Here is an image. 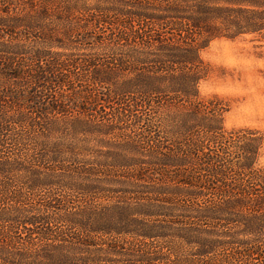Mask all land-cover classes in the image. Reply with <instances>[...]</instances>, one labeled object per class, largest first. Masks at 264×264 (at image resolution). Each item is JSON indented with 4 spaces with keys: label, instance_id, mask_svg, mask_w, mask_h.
I'll return each instance as SVG.
<instances>
[{
    "label": "rangeland",
    "instance_id": "obj_1",
    "mask_svg": "<svg viewBox=\"0 0 264 264\" xmlns=\"http://www.w3.org/2000/svg\"><path fill=\"white\" fill-rule=\"evenodd\" d=\"M255 1L0 0V69L10 70L0 77L37 76L36 87L13 80L20 103H0V259L7 243L9 264H236L231 242L249 239L239 222L249 213L237 192L221 197L203 168L184 166L177 146L209 123L227 139L252 132L264 174V41L223 34L229 9ZM192 53L197 101L213 114L178 94L144 105V88L183 71L156 72V60Z\"/></svg>",
    "mask_w": 264,
    "mask_h": 264
},
{
    "label": "trees",
    "instance_id": "obj_2",
    "mask_svg": "<svg viewBox=\"0 0 264 264\" xmlns=\"http://www.w3.org/2000/svg\"><path fill=\"white\" fill-rule=\"evenodd\" d=\"M229 10L234 12V27L233 29H231V33L223 34H225L226 36H229L230 34V36H238L245 33L258 34L259 39L261 41H264V0L255 1L254 3H249L247 5L244 4ZM1 58L2 57H0V61H5L6 59V57H4L3 60ZM181 58H183L184 60L176 61L164 66L161 65L162 60H156V72L171 73L170 71H175L177 69H183V71L179 72L178 76L173 74L174 72L171 73V76L179 78L178 81H175V83L164 84L163 87L152 84L151 87L144 88L141 92L142 97L145 98V100L143 101L145 103L144 105H146L147 102L152 99V94L157 92L161 95H163L164 93L166 95L178 94L183 95L181 97L182 99H179L182 102H186L189 104H200L199 110L196 111V113H200L201 115H203L204 113L213 114V104L205 105L201 104L200 101H197L196 87L200 78L203 77L200 59L198 58V56H196V53H192V55L188 54L185 55V57ZM10 61L11 59L8 62ZM174 64H177L178 67H174ZM2 70L6 72L10 71L9 69H7V67L0 69V71ZM6 74L9 75V78L7 80L10 82L7 83L3 78L0 77V79H2L0 80V83H4V86L0 87V103L4 102L6 98L11 99L12 101H15L17 103L21 102L20 97L26 91H24L23 85L15 84L13 80L23 81L24 78L29 77L31 82L30 85H33L35 87L37 86V76L30 72L24 73L25 76H20L21 73H19L18 71L14 72L13 74L9 72ZM19 89H21V91ZM33 92L34 91H32L31 94ZM34 94H37V92H34L32 96H34ZM29 98L31 97H28V95L25 96L26 101H30ZM32 102H34L33 104L37 106L40 103L38 102L37 104L36 100ZM205 128L206 131L204 132V134L198 136V138L196 135L192 136V131L191 129H189V133L187 134L184 141L178 143L177 153L180 157L186 160L184 166L188 167L189 165L196 164L198 165V167H200V169L203 168V170L208 173V183L217 184V186H219L216 189L217 195L225 198L227 192H237V194L240 196V199L242 200L241 206L246 213H249L248 217L246 216L247 218H243L239 221L240 224L245 227L243 233L247 234L249 239L245 242H241L243 240L231 242L232 244L236 243L242 247L241 249H238V247H236V264H264V185L262 184L264 174L254 166L260 139L257 135H255V133L252 132L234 133L231 134L227 139V137L223 135V131L218 127H215L209 123L205 126ZM206 141L210 142V144L207 143V145ZM211 147L213 149H210ZM229 149H234V151L230 152ZM184 170L188 171L187 168H184ZM191 178L192 177H190V179ZM186 183L189 184V182ZM17 198L21 199L20 196H17ZM5 200V197L3 199H0V206L1 204H5ZM0 209L3 210L1 207ZM238 212L242 214L243 211L240 209ZM239 217L244 216L241 215ZM23 220L29 219L25 218ZM221 220L226 223L233 222L228 218ZM3 222L8 225L12 223L13 220L6 219L3 220ZM14 222L16 223L19 221L15 220ZM23 222L36 224L37 220L35 218L34 220ZM10 227L11 226H8L7 229H9ZM104 232L112 233L114 231ZM37 233H41L44 237H48L49 234H52V229L48 232L37 231ZM118 233L125 235L129 234L125 231H119ZM4 244L5 245L2 252H5L7 250V255L1 257L0 264H9V259H11L10 250H16V248L7 246V243ZM16 254L19 255V253ZM259 257L261 259H259ZM147 260V264H164L163 262L159 261V259ZM201 262L202 263L192 262L189 264H216L213 261L209 263H203L204 261L202 260Z\"/></svg>",
    "mask_w": 264,
    "mask_h": 264
}]
</instances>
